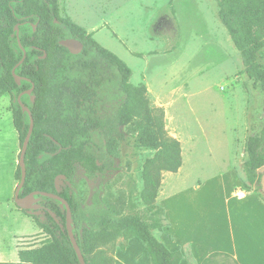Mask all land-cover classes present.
I'll return each mask as SVG.
<instances>
[{
    "label": "rangeland",
    "instance_id": "rangeland-1",
    "mask_svg": "<svg viewBox=\"0 0 264 264\" xmlns=\"http://www.w3.org/2000/svg\"><path fill=\"white\" fill-rule=\"evenodd\" d=\"M58 7L60 16L120 57L132 71L129 81L143 83L149 105L162 108L166 133L180 142L182 164L175 173H161L156 204L165 207L170 217L172 213L177 216L176 228L185 230L179 238H189L197 262L264 264V247L259 249L264 234H255L254 220L241 208L252 201L253 194L264 200L261 188L247 182L242 167L244 142L262 125L264 92L243 73L240 54L217 17L216 2L58 0ZM259 60L264 65V51ZM9 109L10 98L3 94L0 261H16L20 247L38 245L46 238L14 203L17 180L11 166L16 131ZM117 142L112 170L89 180L77 167L75 179L84 180L86 204L97 192L120 219L145 207L140 198L141 170L155 151L137 147L125 126L120 128ZM57 185L62 188L63 182L58 179ZM237 191H243L245 197L234 196ZM38 200L35 203L39 205ZM39 210L41 213L40 205ZM163 223L169 226L165 215ZM260 225L264 227V223ZM152 233L171 249L159 237V230ZM114 243L116 250L127 241L118 236ZM129 251L135 254L137 264H148L147 252L138 241L130 243Z\"/></svg>",
    "mask_w": 264,
    "mask_h": 264
},
{
    "label": "trees",
    "instance_id": "trees-1",
    "mask_svg": "<svg viewBox=\"0 0 264 264\" xmlns=\"http://www.w3.org/2000/svg\"><path fill=\"white\" fill-rule=\"evenodd\" d=\"M217 17L239 52L243 73L264 92V0H213ZM18 25V35L14 27ZM74 38L82 44L73 54L59 41ZM25 51L23 61H20ZM44 55V57H43ZM16 66V67H15ZM21 77L19 84L12 69ZM130 67L101 46L90 33L59 14L58 0H0V96L10 98L12 124L19 148L33 118V129L24 154L25 181L19 196L32 191L56 193L64 198L72 216V231L86 264H114V240L136 239L147 252L148 264H179L180 251L170 250L152 233L161 230L164 210L156 204L163 171L175 173L182 163L180 142L169 136L163 110L150 106L143 83L132 84ZM31 96L34 100L31 101ZM262 125L244 142L243 172L249 184L260 188L264 165V99ZM127 127L140 148L154 150L145 159L140 198L141 212L116 219L97 192L85 202L84 180L114 168L120 128ZM19 156V154H18ZM63 187L57 188L54 179ZM14 179H20L17 164ZM43 213L30 215L46 235L38 245L20 247L16 261L0 264H79L65 228V210L56 199L37 195ZM126 244L118 248L124 250Z\"/></svg>",
    "mask_w": 264,
    "mask_h": 264
},
{
    "label": "water",
    "instance_id": "water-1",
    "mask_svg": "<svg viewBox=\"0 0 264 264\" xmlns=\"http://www.w3.org/2000/svg\"><path fill=\"white\" fill-rule=\"evenodd\" d=\"M14 29L16 31V35H18V25H16L14 27ZM59 44L66 47L69 50V52H71L73 54L78 53L82 48L81 42L79 40L74 39V38L62 39L59 41ZM22 51H23L22 58L16 64V66L18 64H20L25 57L24 49H22ZM43 57H44V55H43ZM15 67L12 69V75H13V78L16 81V83L19 84L21 81V77L18 76L17 74H15V71H14ZM32 88H33V86H32ZM31 89L26 90L25 92L30 93ZM25 92H21L17 97L18 103L21 106L22 111L27 112V114L29 116V127H28L27 133L24 137V140L22 142L21 148L19 150L18 165L20 167V179L17 182L15 189H14V194H13L14 203H15L17 208H19L21 210H26V212L28 214L38 215V214H40L39 205L35 203L36 200L38 199L36 197L37 195L46 196V197L58 200L60 202V207L64 208V210H65V228H66L70 243H71L73 250L77 256V260H78L79 264H86L84 257H83V254H82V252H81V250H80V248L76 242L75 236H74L73 231H72L71 208H70L68 202L64 198L59 196L58 194L52 193V192H46V191H32V192L26 194L25 196H19V192L23 186V183L25 181V175H26L25 163H24V154H25L27 144H28V141H29L32 129H33V118H32L31 112L27 108V106H25L20 101L21 95ZM33 100H34V96H31V101H33ZM258 172L261 174V177H260V186L261 187L260 188H261L262 192L264 193V165H262L258 169ZM60 178L63 179L64 176L58 175L54 179V184H55L56 188H57V180Z\"/></svg>",
    "mask_w": 264,
    "mask_h": 264
},
{
    "label": "crops",
    "instance_id": "crops-1",
    "mask_svg": "<svg viewBox=\"0 0 264 264\" xmlns=\"http://www.w3.org/2000/svg\"><path fill=\"white\" fill-rule=\"evenodd\" d=\"M18 150H19V141H18V134L16 132V142H15V149H14L15 153H14V159L12 161V166H11L12 175L14 174L15 168L18 164V160H17L18 154H19ZM164 172H167V171H164ZM14 186H15V183H13V188ZM170 188H171V185L168 188L169 191H170ZM171 192L172 191H170V193ZM171 195L169 194V199ZM253 196L254 197L252 198V201L242 204L241 208L250 213L252 219L254 220L253 224L256 225L253 231L255 232L256 235H260L262 233L264 234V227L260 225V223L262 224L264 223V200L256 194H253ZM244 197L245 195L243 196V198ZM163 208H164V215L166 217V220H168L169 226L168 227L164 226L159 231V237L165 240L166 242H168V244L171 246L170 250L172 251L178 250L181 252L182 259L180 260L179 264H201V262L199 261L197 262V260L193 257L194 254L190 250V243L188 242L189 238H184L183 240L179 238L183 234V231L185 230L180 231L176 228L177 222H178L177 216H175L174 213H172V216L170 217V215L167 212V209L165 207ZM133 240H136V239L130 238L127 240V244L124 250L116 249L114 251V264H137L138 259H136L135 254L132 255L131 252L129 251V245ZM262 247H264V243L260 244L259 249ZM188 249L190 253H188ZM189 256H190V260L188 258ZM260 259L261 258H259V260ZM258 264H263V263L261 261V263H258Z\"/></svg>",
    "mask_w": 264,
    "mask_h": 264
},
{
    "label": "flooded vegetation",
    "instance_id": "flooded-vegetation-1",
    "mask_svg": "<svg viewBox=\"0 0 264 264\" xmlns=\"http://www.w3.org/2000/svg\"><path fill=\"white\" fill-rule=\"evenodd\" d=\"M23 196H25V195H23ZM38 203H39V200H38ZM39 205H40V207H41V213H43V208H42V206H41V204L39 203ZM21 210V209H20ZM22 212H24L26 215H28V216H30L31 214H28V213H26V210H21ZM40 213V214H41Z\"/></svg>",
    "mask_w": 264,
    "mask_h": 264
},
{
    "label": "built area",
    "instance_id": "built-area-1",
    "mask_svg": "<svg viewBox=\"0 0 264 264\" xmlns=\"http://www.w3.org/2000/svg\"><path fill=\"white\" fill-rule=\"evenodd\" d=\"M236 196L243 197L244 196V192L243 191H237L236 192Z\"/></svg>",
    "mask_w": 264,
    "mask_h": 264
}]
</instances>
